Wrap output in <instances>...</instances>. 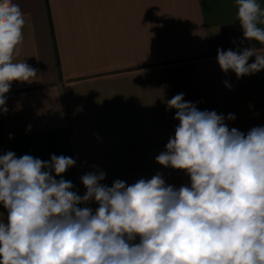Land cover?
<instances>
[{"label": "crops", "instance_id": "1", "mask_svg": "<svg viewBox=\"0 0 264 264\" xmlns=\"http://www.w3.org/2000/svg\"><path fill=\"white\" fill-rule=\"evenodd\" d=\"M13 2L25 19L14 61L38 71L29 82H12L6 94L0 155L73 158L62 178L80 196L86 192L81 177L89 172H104L100 183L108 187L157 173L166 185L190 186L185 171L155 159L179 123L167 106L177 94L200 111L233 114L225 120L229 129L247 134L264 126V69L238 79L217 61L218 48L252 47L264 55V44L244 38L235 0ZM257 2L264 10V0ZM0 218L6 222L2 204Z\"/></svg>", "mask_w": 264, "mask_h": 264}, {"label": "clouds", "instance_id": "2", "mask_svg": "<svg viewBox=\"0 0 264 264\" xmlns=\"http://www.w3.org/2000/svg\"><path fill=\"white\" fill-rule=\"evenodd\" d=\"M235 4L244 38L264 44L260 4ZM24 24L20 7L0 0V112L5 114L12 82L37 76V69L14 61ZM217 61L238 79L264 69V55L252 47L218 48ZM167 106L176 110L179 123L155 159L185 171L190 186L166 185L157 173L108 187L100 183L104 172H89L81 177L86 192L80 196L62 178L76 164L73 158L0 155V204L7 210L6 222L0 218V264H264V126L247 134L229 129L225 120H234L233 114L200 111L184 101V93ZM93 201L95 210L88 206Z\"/></svg>", "mask_w": 264, "mask_h": 264}]
</instances>
